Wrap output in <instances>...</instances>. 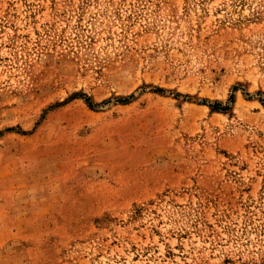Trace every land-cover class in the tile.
<instances>
[{"label": "rangeland", "instance_id": "374dc122", "mask_svg": "<svg viewBox=\"0 0 264 264\" xmlns=\"http://www.w3.org/2000/svg\"><path fill=\"white\" fill-rule=\"evenodd\" d=\"M0 264H264V0H0Z\"/></svg>", "mask_w": 264, "mask_h": 264}]
</instances>
